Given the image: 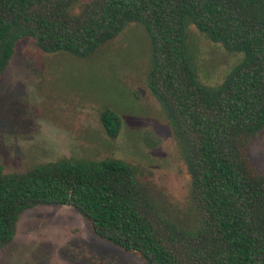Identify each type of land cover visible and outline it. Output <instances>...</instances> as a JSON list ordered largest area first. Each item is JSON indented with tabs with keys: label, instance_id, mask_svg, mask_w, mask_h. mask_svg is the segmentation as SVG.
Here are the masks:
<instances>
[{
	"label": "trees",
	"instance_id": "16d2710c",
	"mask_svg": "<svg viewBox=\"0 0 264 264\" xmlns=\"http://www.w3.org/2000/svg\"><path fill=\"white\" fill-rule=\"evenodd\" d=\"M130 23L149 40L148 86L187 168L196 226L162 214L139 166L67 159L0 168V250L25 211L50 205L74 209L95 236L145 264H264V174L246 157L264 129V0H0V78L23 39L87 58ZM187 26L242 55L219 86L198 81ZM100 121L115 138L117 114L103 109Z\"/></svg>",
	"mask_w": 264,
	"mask_h": 264
},
{
	"label": "rangeland",
	"instance_id": "374dc122",
	"mask_svg": "<svg viewBox=\"0 0 264 264\" xmlns=\"http://www.w3.org/2000/svg\"><path fill=\"white\" fill-rule=\"evenodd\" d=\"M185 33L198 81L217 87L240 62L193 26ZM151 49L138 23L87 58L44 53L31 39L17 43L0 78V168L21 172L60 160H120L140 168L139 180L171 221L192 229L198 213L180 148L166 113L148 86ZM103 109L120 120L115 138L101 124ZM264 174V129L246 147ZM0 264H145L99 239L74 209L37 206L25 211Z\"/></svg>",
	"mask_w": 264,
	"mask_h": 264
}]
</instances>
